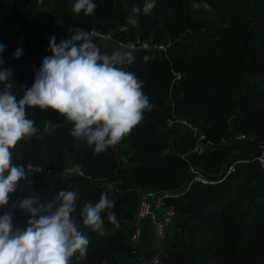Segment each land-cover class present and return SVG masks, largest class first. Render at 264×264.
<instances>
[{
	"label": "trees",
	"instance_id": "obj_1",
	"mask_svg": "<svg viewBox=\"0 0 264 264\" xmlns=\"http://www.w3.org/2000/svg\"><path fill=\"white\" fill-rule=\"evenodd\" d=\"M31 2L0 0V44L5 46L0 68L11 71L7 83L18 100L34 83L43 58L52 55L46 30L62 33L55 36L57 44L69 38V28L96 27L163 44L165 50L133 51L125 69L142 82L153 107L129 135L102 153L73 138V124L52 109H26L38 131L11 149L13 164L37 163L52 173L79 166L83 174L56 179L52 173L26 174L8 204L0 206V215L11 212L14 227L22 228L29 217L18 207L21 200L45 203L60 190L73 191L72 217L90 242L86 255L74 254L71 264H117L119 256L135 258L143 249L129 241L139 192L168 191L174 194L168 202L181 214L183 236L164 249L161 264H264V163L259 160L264 152V0H153L147 15L142 11L146 0H93L92 15L75 14L76 0H40L38 9ZM193 3H207L212 11L194 9ZM134 7L141 9L138 27L127 23ZM170 39L175 40L170 44ZM92 40L102 54L117 50ZM17 48L22 54L14 58ZM172 113L196 124L214 146L201 154L193 151L190 132L166 125ZM47 120L58 126L45 133ZM237 135L242 138L234 139ZM170 145L175 152H167ZM123 156L128 164L121 163ZM190 167L207 182L192 181ZM104 193L115 204L101 213L103 232L92 231L83 224L81 210ZM108 211L118 227L109 222Z\"/></svg>",
	"mask_w": 264,
	"mask_h": 264
},
{
	"label": "clouds",
	"instance_id": "obj_2",
	"mask_svg": "<svg viewBox=\"0 0 264 264\" xmlns=\"http://www.w3.org/2000/svg\"><path fill=\"white\" fill-rule=\"evenodd\" d=\"M153 7V0H146L142 11L147 15ZM192 7L212 11L207 3H193ZM72 10L77 15H92L96 4L93 0H76ZM140 13L141 9L134 7L127 23L138 27ZM68 36L59 44L54 35L50 37L52 55L43 58L34 83L19 100L11 83H7L11 71L0 68V83H4L0 91V206L8 204L18 182L27 178L25 168L13 164L11 152L19 141L38 131L35 121L27 118V108L57 112L73 124L70 135L85 141L99 154L129 135L144 112L153 107L142 91V82L125 69L134 60L132 50L102 54L91 34L79 27L69 28ZM4 47L0 44V53ZM21 54L22 49L17 48L13 57ZM57 126L47 120L44 132ZM73 171L81 170L77 166ZM76 198L73 191L60 190L50 202L38 203L34 197L21 200L18 207L29 217L22 228L14 227L11 212L0 215V264H71L77 253L83 258L90 241L72 217ZM114 204L107 193L94 205L86 203L81 210L83 224L92 231L103 232L101 213L111 210ZM107 218L119 226L113 212L108 211Z\"/></svg>",
	"mask_w": 264,
	"mask_h": 264
},
{
	"label": "built area",
	"instance_id": "obj_3",
	"mask_svg": "<svg viewBox=\"0 0 264 264\" xmlns=\"http://www.w3.org/2000/svg\"><path fill=\"white\" fill-rule=\"evenodd\" d=\"M74 28V27H73ZM84 29L82 27H79ZM91 34V39L98 41L104 47H113L115 49H125V50H146V49H160L165 50V45L151 43L150 40H141L136 37L135 39L121 38L118 35H115L114 32H104L99 28L92 27L91 29H84ZM68 35V29L65 32ZM174 79L177 80L180 78L178 72H174ZM166 125L173 129L174 127H179L182 130L190 132L195 138V146L193 151L201 154L205 151L206 148H211L214 146V142L207 139L205 134L200 130V128L193 122L185 118H176L174 113L166 119ZM242 135H237L234 139H241ZM260 160V157H259ZM261 161V160H260ZM26 174H49L52 173V170L44 168L37 163H26L24 166ZM75 167H67L63 170V173L73 174V175H82V170L80 173L73 171ZM233 168L228 167V171ZM190 171L193 174V180H198L202 182H207V180L196 171L193 167H190ZM174 195L172 192L168 191H155V190H144L138 194V202L134 217L130 223L133 227L132 233L130 235L129 241L132 244H136L141 237L142 228L141 223L144 220H147L153 228L155 238L158 242L164 240L166 235V227L170 225L176 216L175 205L168 202L167 197ZM163 253L153 256L149 262L142 261L139 264H161V256Z\"/></svg>",
	"mask_w": 264,
	"mask_h": 264
},
{
	"label": "rangeland",
	"instance_id": "obj_4",
	"mask_svg": "<svg viewBox=\"0 0 264 264\" xmlns=\"http://www.w3.org/2000/svg\"><path fill=\"white\" fill-rule=\"evenodd\" d=\"M30 7L33 9H38L40 5V0H32L31 3H29ZM151 37H147V39H150ZM175 39H170L168 42L171 44L173 43ZM97 46L99 44L96 43ZM167 102V101H166ZM170 103V101H169ZM176 118H182L179 117L178 115L174 114ZM182 131L181 128L179 127H174L172 131ZM167 152H175L173 149L172 145L168 148ZM261 162L264 163V152L260 156ZM121 163L123 164H128V159L126 156L121 157L120 159ZM52 176L54 179L56 178H63L66 176L63 171H55L52 173ZM172 204V203H171ZM176 210V216L174 217L172 223L166 227V235L164 240L161 242H158L155 238L153 228L150 225V223L147 220L142 221L141 223V228H142V234L140 239L138 240L137 243H141L143 245L142 251L138 254L137 257L131 258L127 255H121L118 257V263L117 264H139L142 261L149 262L154 255L157 253L161 254L163 253L164 249L168 246L174 243V241H182L181 237L183 234L181 233L182 227L180 225V218L181 214L179 212V209L175 206Z\"/></svg>",
	"mask_w": 264,
	"mask_h": 264
},
{
	"label": "water",
	"instance_id": "obj_5",
	"mask_svg": "<svg viewBox=\"0 0 264 264\" xmlns=\"http://www.w3.org/2000/svg\"><path fill=\"white\" fill-rule=\"evenodd\" d=\"M53 35L54 36L61 37L62 36V33L59 32V31H56V30H46L45 33H44L45 38H50Z\"/></svg>",
	"mask_w": 264,
	"mask_h": 264
}]
</instances>
